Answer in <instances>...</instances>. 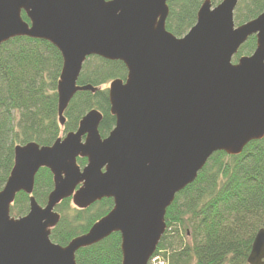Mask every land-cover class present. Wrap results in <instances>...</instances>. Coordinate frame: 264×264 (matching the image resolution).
<instances>
[{
  "label": "water",
  "instance_id": "water-1",
  "mask_svg": "<svg viewBox=\"0 0 264 264\" xmlns=\"http://www.w3.org/2000/svg\"><path fill=\"white\" fill-rule=\"evenodd\" d=\"M239 1L213 6L204 0L193 27L177 38L165 28L168 0H0V45L25 37L48 42L60 54V126L74 96L95 91L77 85L88 58L126 69L125 79L107 88L114 127L105 138L98 132L102 115L92 109L51 145L14 148L0 190V264H76L79 250L116 233L121 264H148L165 233L167 208L209 158L238 156L264 139V10L235 26ZM251 37L252 54L233 63ZM41 169L52 177L44 206L32 196ZM19 193L29 197L28 212L13 218ZM103 199L112 201L111 210L85 234L66 246L50 240L62 201L86 210ZM246 262L264 264V229Z\"/></svg>",
  "mask_w": 264,
  "mask_h": 264
},
{
  "label": "trees",
  "instance_id": "trees-1",
  "mask_svg": "<svg viewBox=\"0 0 264 264\" xmlns=\"http://www.w3.org/2000/svg\"><path fill=\"white\" fill-rule=\"evenodd\" d=\"M204 0H168L165 22L168 32L184 36L195 24ZM222 0H210L213 6ZM264 10V0H240L233 14L235 26L255 19ZM24 21L28 22L24 13ZM255 38L251 37L233 57L251 55ZM94 63L86 70L89 62ZM90 62V63H91ZM62 60L48 42L25 37L0 45V190L13 165V151L18 145L33 142L49 146L59 137L75 131L82 116L95 109L102 115L98 132L105 138L114 127L109 113L105 87L113 80H124L126 69L120 62L90 57L83 64L77 80L79 86L95 91L77 93L64 113L61 127L57 118L56 84ZM77 164L85 166L84 159ZM52 190V177L41 169L35 176L32 196L40 206L46 204ZM28 196L16 195L10 216L19 218L28 212ZM62 201L56 211L60 221L51 231L50 240L66 246L73 238L85 234L112 208L104 199L80 211ZM166 230L155 257L163 264H247L253 239L264 229V139L249 143L238 156L214 153L196 180L178 193L165 213ZM76 264H121L120 236L79 250Z\"/></svg>",
  "mask_w": 264,
  "mask_h": 264
},
{
  "label": "rangeland",
  "instance_id": "rangeland-1",
  "mask_svg": "<svg viewBox=\"0 0 264 264\" xmlns=\"http://www.w3.org/2000/svg\"><path fill=\"white\" fill-rule=\"evenodd\" d=\"M91 62V61H90ZM87 63V65H86V70H90L91 69V67L94 65V63ZM106 88H107V85L105 86ZM69 205H70V207L72 208V210H71V212H72V214L74 213V210L73 209H76V208H74V206L71 204V202L69 203ZM77 210V209H76ZM150 264H163V263H161V262H158L156 259L155 260H152L151 262H150Z\"/></svg>",
  "mask_w": 264,
  "mask_h": 264
},
{
  "label": "flooded vegetation",
  "instance_id": "flooded-vegetation-1",
  "mask_svg": "<svg viewBox=\"0 0 264 264\" xmlns=\"http://www.w3.org/2000/svg\"><path fill=\"white\" fill-rule=\"evenodd\" d=\"M109 84V83H108ZM108 84H107V86H108ZM78 125V124H77ZM96 204V203H95ZM90 208V207H89Z\"/></svg>",
  "mask_w": 264,
  "mask_h": 264
}]
</instances>
